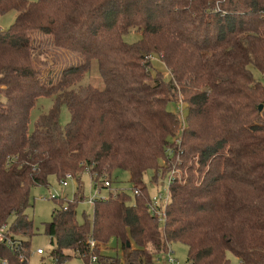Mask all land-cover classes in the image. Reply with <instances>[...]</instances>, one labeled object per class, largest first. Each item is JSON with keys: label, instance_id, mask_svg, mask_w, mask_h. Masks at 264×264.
I'll return each mask as SVG.
<instances>
[{"label": "trees", "instance_id": "obj_1", "mask_svg": "<svg viewBox=\"0 0 264 264\" xmlns=\"http://www.w3.org/2000/svg\"><path fill=\"white\" fill-rule=\"evenodd\" d=\"M12 10L15 23L0 29V264H29L31 189L87 168L112 186L113 171L129 172L136 202L117 189L80 221L79 186L45 224L52 261L105 260L101 246L115 238L125 253L139 249L127 264H153L178 241L189 264H229L230 254L264 264V85L253 73L264 76V0H0V16ZM131 30L135 44L124 40ZM36 32L82 62L47 77ZM94 64L99 86L85 83ZM179 96L186 117L168 109ZM41 97L53 105L31 131ZM173 170L161 228L145 180Z\"/></svg>", "mask_w": 264, "mask_h": 264}, {"label": "rangeland", "instance_id": "obj_2", "mask_svg": "<svg viewBox=\"0 0 264 264\" xmlns=\"http://www.w3.org/2000/svg\"><path fill=\"white\" fill-rule=\"evenodd\" d=\"M16 11L12 10L8 13L0 16V29H9L16 21ZM142 35L136 30H131L124 35V40L129 44H135L141 40ZM34 45L41 48L44 51L47 65L41 66L45 70L47 77L59 78L62 70L70 65L78 64L82 62V58L76 52H72L66 49H60L54 46L53 38L45 35L42 32H36L33 35ZM152 64L154 71L159 72L163 75L164 79H169L170 74L166 66L161 61L158 55L153 56ZM255 78L264 85V76L259 70L253 68ZM85 83H92L99 86L101 84L100 75L96 69L95 64L93 65L91 73L85 79ZM180 102L169 103L168 109L180 114L183 117L187 116L186 104L181 103L180 96L177 97ZM53 105L52 97H41L35 107L31 111L30 115V130L35 129L37 120L41 115L47 113ZM60 124L66 127L71 120L69 109L64 105L60 111ZM169 168V167H168ZM174 168V167H173ZM175 169V168H174ZM173 170L172 173H175ZM153 173L147 175L145 183L147 184L148 192L151 198L158 197L159 194H163L165 197L169 194V174L164 178L160 177L158 182L153 181ZM113 188L122 189L126 191L129 196V203L134 204L136 202V196L133 191V183L131 182L129 172L125 170H115L112 175ZM81 186L85 200L79 202L76 205L77 217L80 221L84 220V215H91L93 212V205L88 202V198L92 195L93 189L91 187V176L89 173H84L80 178H73L67 180L66 185L62 184L59 178L55 175H51L48 178L47 186H35L31 189V202L32 206L28 208L27 214L33 220L36 228V235L32 238V253L29 258V264H51V258L48 256L49 251L52 249L50 244V238L46 234L45 224L50 222L52 219V212L57 208L63 199L66 204L73 202L75 194L77 193L78 187ZM79 191L81 189L79 188ZM56 196V198H54ZM160 227H164V222H160ZM101 244V243H99ZM100 247V245H99ZM43 248L46 252L45 255H38L36 250ZM102 256L105 260H98L96 262L91 261L89 263L81 257H75L65 264H127L125 254H135L139 249L132 244V248L125 253L123 248L118 245L115 238H111L107 244L102 245ZM170 255L176 259L180 264H189L188 259V246L183 242H173L169 245ZM169 253L162 252L153 257V264H170L168 262ZM229 264H240L239 259L230 254Z\"/></svg>", "mask_w": 264, "mask_h": 264}, {"label": "built area", "instance_id": "obj_3", "mask_svg": "<svg viewBox=\"0 0 264 264\" xmlns=\"http://www.w3.org/2000/svg\"><path fill=\"white\" fill-rule=\"evenodd\" d=\"M84 173H89L91 176V187L93 189V193L92 195L88 198V202L91 203L92 205H94L97 201H107L109 198L111 197H115L117 196L118 190L113 188L112 186V182L111 179L108 175L105 176H99L95 173H92L90 168L85 169ZM174 173H172L169 177V181L171 182V179L173 178ZM73 178H77L76 175L71 174V173H67L62 179H61V183L66 185L67 180L69 179H73ZM134 193L139 194L138 191H134ZM54 198H56V196H54ZM170 200V190H169V194L168 196H164L163 194H159L158 197H154L151 198L149 203H148V207L150 212L152 213L153 216L156 217V219L158 220V222H165L166 221V209H167V205L169 203ZM7 228V225H4L0 231V239L3 238V231ZM90 244V249H95V248H99V244L95 239H90L89 241ZM170 248H168V253H169V259L168 262L170 264H180L176 259H174L170 253L171 251L169 250ZM36 252L38 254H43L44 253V249L43 248H38L36 250ZM91 263L92 262H96L97 261V256L96 255H92L90 258ZM67 262L64 263H58L57 261H51V264H65ZM2 264H6V262L4 261Z\"/></svg>", "mask_w": 264, "mask_h": 264}, {"label": "water", "instance_id": "obj_4", "mask_svg": "<svg viewBox=\"0 0 264 264\" xmlns=\"http://www.w3.org/2000/svg\"><path fill=\"white\" fill-rule=\"evenodd\" d=\"M262 108H263V106H262V105H260V106H259V109H260V110H262ZM128 246H129V243H128Z\"/></svg>", "mask_w": 264, "mask_h": 264}]
</instances>
